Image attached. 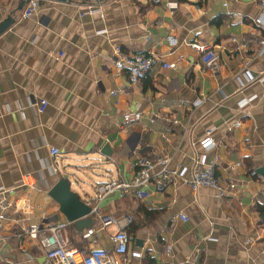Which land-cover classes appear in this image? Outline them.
Here are the masks:
<instances>
[{"label": "crops", "instance_id": "0c3cea01", "mask_svg": "<svg viewBox=\"0 0 264 264\" xmlns=\"http://www.w3.org/2000/svg\"><path fill=\"white\" fill-rule=\"evenodd\" d=\"M21 1L0 0L7 8L0 21L13 18L0 34V186L23 192L29 175L35 189L28 218L8 211L0 262L47 264L39 240L22 235L29 222H65L60 234L83 250L112 249L121 222L131 240L119 264H264V227L254 209L264 204V50L257 42L264 29L252 22L260 0H37L30 17L21 16ZM87 5L102 11L81 15ZM194 41L214 46L219 70L196 67ZM115 45L176 66H158L131 84L111 58ZM58 50L63 63L52 70ZM42 98L48 106L39 114ZM137 112L140 122L125 129L124 116ZM209 128L217 139L206 150L199 142ZM202 154L216 167L223 197L176 180L164 190L150 185L147 199L107 195L98 202L100 214L113 217L106 225L95 213L81 230L56 217L49 190L62 174L88 202L101 183L130 177L137 155L190 166Z\"/></svg>", "mask_w": 264, "mask_h": 264}, {"label": "built area", "instance_id": "2783aa9c", "mask_svg": "<svg viewBox=\"0 0 264 264\" xmlns=\"http://www.w3.org/2000/svg\"><path fill=\"white\" fill-rule=\"evenodd\" d=\"M39 9L37 0H25L21 16L30 17ZM101 12L100 7L87 5L85 10L81 11V15L93 14ZM7 12V8H0V16L3 17ZM254 25L264 29V0H260V12L252 19ZM236 41V38H233ZM259 50H264V37L257 39ZM194 50L199 52L200 57L196 63V67L204 70L217 71L220 69L218 55L214 46L206 41H194L188 43ZM64 51L58 50L53 55L51 64L52 70H57L63 63ZM111 58L114 65L118 69H127L128 81L131 84L138 83L148 74L155 72L158 66L162 68H171L176 66V62L167 59H161L159 56L143 50L136 54H127L119 45H115L111 52ZM263 73V72H262ZM264 76V75H263ZM114 94V90H111ZM244 103V102H243ZM241 103L240 105H242ZM246 103V101H245ZM37 112L43 114L48 106V101L44 98L37 102ZM141 112L124 116V128L140 122ZM155 120V116L150 118ZM162 121L168 122L167 117H162ZM204 138L199 142L204 149L208 150L216 145L217 134L213 129L209 128L205 132ZM51 155L58 154L57 148H51ZM189 164H172L171 157L167 155H159L155 157L137 155L131 161V175L127 179L114 180L109 179L96 187V193L87 203L91 206V211L102 218L103 224L113 222L112 216H102L98 202L107 195L118 192L121 196L132 195L139 199H147L150 196L148 190L150 185H154L156 190H164L169 184L176 180H180L192 190L201 187L212 188L216 197H223L225 189L221 185L216 167L206 162L205 155H197L193 157L192 163ZM242 165L241 161H237L232 167L238 168ZM22 182L24 191L17 192L12 188L0 186V228L7 218L9 209L15 208L16 212L24 214L26 218L30 216L33 209L32 192L35 189V180L29 175H23ZM178 216L182 220H188L183 212ZM66 226L65 222L50 223L46 228H42L39 224L29 222L22 228V235L25 237L38 239L40 248L45 255L47 264H119V261H126L129 252V243L131 235L125 229V224L118 222L117 228L111 234L113 248L110 250L104 248L91 247L87 250L80 249L75 243L65 239L60 230ZM91 232L84 234L89 236ZM170 248H168V251ZM189 260V256L185 261ZM0 264H19L15 261H4ZM165 264H176L173 260L167 261Z\"/></svg>", "mask_w": 264, "mask_h": 264}, {"label": "water", "instance_id": "95a60500", "mask_svg": "<svg viewBox=\"0 0 264 264\" xmlns=\"http://www.w3.org/2000/svg\"><path fill=\"white\" fill-rule=\"evenodd\" d=\"M25 0H22L18 9L22 7ZM13 18L6 17L0 21V34L11 25ZM259 173H264V167L258 169ZM49 195L55 200L54 208H57L58 217H64L67 221H74L81 230L83 225H89L90 219L87 215H91V206L80 198V196L70 188V182L66 174L58 179V181L49 190ZM57 219V218H56ZM9 260V259H8Z\"/></svg>", "mask_w": 264, "mask_h": 264}, {"label": "trees", "instance_id": "16d2710c", "mask_svg": "<svg viewBox=\"0 0 264 264\" xmlns=\"http://www.w3.org/2000/svg\"><path fill=\"white\" fill-rule=\"evenodd\" d=\"M159 0H151V3L153 2H158ZM255 211L257 212L259 222L263 225L264 227V204L257 202L254 206ZM128 230V229H127ZM129 231V230H128ZM127 231V232H128Z\"/></svg>", "mask_w": 264, "mask_h": 264}, {"label": "rangeland", "instance_id": "374dc122", "mask_svg": "<svg viewBox=\"0 0 264 264\" xmlns=\"http://www.w3.org/2000/svg\"><path fill=\"white\" fill-rule=\"evenodd\" d=\"M68 171V170H67Z\"/></svg>", "mask_w": 264, "mask_h": 264}]
</instances>
